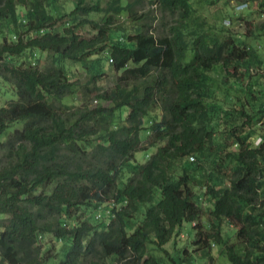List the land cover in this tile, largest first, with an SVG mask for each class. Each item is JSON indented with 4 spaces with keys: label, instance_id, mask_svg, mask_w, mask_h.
<instances>
[{
    "label": "trees",
    "instance_id": "16d2710c",
    "mask_svg": "<svg viewBox=\"0 0 264 264\" xmlns=\"http://www.w3.org/2000/svg\"><path fill=\"white\" fill-rule=\"evenodd\" d=\"M218 1L0 0V264H160L202 195L203 258L264 264V0Z\"/></svg>",
    "mask_w": 264,
    "mask_h": 264
},
{
    "label": "clouds",
    "instance_id": "9594fccd",
    "mask_svg": "<svg viewBox=\"0 0 264 264\" xmlns=\"http://www.w3.org/2000/svg\"><path fill=\"white\" fill-rule=\"evenodd\" d=\"M144 1H147L148 7H150L151 5H155L157 7V10H159V7L157 6V4H155V3L150 4L149 0H144ZM233 5H234L233 10H235L237 12H241L244 9L250 8V1H239V2L237 1ZM251 8H253V9L256 8V2L252 3ZM151 10L154 11V9H151ZM260 17L263 18L264 15L261 14ZM156 20H157V18H156ZM225 23L229 24L230 23L229 19L228 20L226 19ZM240 25H242V24H240ZM42 53H44V52H42ZM110 62H111V59H110ZM248 142L252 143L253 146H259L260 142H261V138L260 137H252L249 139ZM145 146L148 147L147 143L145 144ZM150 149H154V151H156L155 148H149V150ZM139 152H142V154H143V151H139ZM139 152H137V153H139ZM137 153H136V156H137ZM154 153H150V155H153ZM138 158H140V157H138ZM190 160L193 161L194 157L191 156ZM199 205H200L199 208H201V210H202V222L198 227H195L194 223H189L187 221H184L182 223L181 228L179 229L180 232L178 233V231H176L172 235L170 240L164 242L163 244H161V246H158L159 241L153 234L147 235L146 237L148 238V240H146V241L144 240V238H142V247L140 249V251L142 253V255H141L142 261L149 258L150 255H153L155 258L163 259V262L160 264H170L169 262H171L173 264H192L194 257H192L191 254L194 255V253L199 254L198 258H203L202 247L205 246L207 248L209 246V244L206 246L207 243L203 237V232H206L209 234L211 233L208 231L207 225L208 224L213 225V217L210 215L209 209H211L212 205L208 201L207 195L200 196ZM102 211L104 214L108 213V210H102ZM98 216H100V218H102V212L100 214H98ZM185 225H188L191 227V231H192L191 238H192V240H188V238L190 236L186 235L183 232V226H185ZM201 225H204V227H201ZM229 225L233 226V228L236 230V227H237L236 224L234 225L233 223H230L227 219H224L223 228H225V230H226ZM231 226L228 229L230 232H231V228H232ZM126 237H129V235H127ZM206 240H207V238H206ZM210 240H211V242H210V247L208 248V252H209V255H210L211 260H212L213 256L210 253L212 246L213 247L217 246L219 248V250H220L219 254L223 255V253L221 252L220 245H218L217 243L215 244V242H212L214 240L213 238L209 239V241ZM140 251L139 252H132L129 248L128 255H138L140 253ZM224 256L226 257V255H224ZM203 259L209 261V263L211 261L208 258H203ZM197 264H199V263L197 262ZM228 264H229V262H228Z\"/></svg>",
    "mask_w": 264,
    "mask_h": 264
},
{
    "label": "rangeland",
    "instance_id": "374dc122",
    "mask_svg": "<svg viewBox=\"0 0 264 264\" xmlns=\"http://www.w3.org/2000/svg\"><path fill=\"white\" fill-rule=\"evenodd\" d=\"M237 1H240V0H219L215 5L216 6H212V5H208V4H205V3H198V5L196 6V16L198 15V16H200V17H207L208 19V21L210 22V23H214V19H213V15H214V11H216L217 12V16H219V18H220V20L218 21V22H222L223 23V18H224V16H223V14L225 13H227V12H232L233 11V7H234V3H236ZM140 5H136V7H139ZM144 7L145 8H142V9H140V11L139 12H141V10L142 11H144L145 9V11H148V10H151V9H154V16H156V18H157V20H155L154 21V26H158L159 25V23H160V20H161V18H162V15H161V13H160V11L159 10H157V7L155 6V5H151L150 7H148V3H147V1H144ZM140 8V7H139ZM251 13V12H250ZM170 18L169 17H166L165 18V20L166 21H168ZM225 19V18H224ZM263 19H264V17L263 18H261V17H257L256 19H254L252 22H251V24H249V25H247V26H245V24L246 23H244V24H242V25H237V26H234L233 28H232V31L234 32V33H244V32H248L246 29L247 28H249V30L251 31V30H254L255 28H256V26H260L262 23V21H263ZM228 20V19H227ZM241 24V23H240ZM262 32H260V34H261ZM263 77H259V79L261 80ZM262 81V80H261ZM2 84L0 83V86H1ZM3 87V86H2ZM8 98L10 99V97L8 96ZM4 99H5V97L3 96L2 97V95L0 94V104H3L4 103ZM146 143L144 142L143 144H142V147L145 145ZM154 152V149H150V153H153ZM143 154H142V152H139V153H137V156L138 157H143L142 156ZM137 157V158H138ZM138 159H140V160H142V158H138ZM231 225H229L228 226V228H227V230L229 229V227H230ZM232 228H231V233L229 234L230 236H231V238L233 239V236H234V232H235V229L233 228V226H231ZM1 230V229H0ZM226 231V230H225ZM183 232L186 234V235H189L190 237L188 238V240H192V238H191V233H192V231H191V227L190 226H188V225H185V226H183ZM49 239V238H48ZM48 239H45V241H47V242H50V243H52L50 240H48ZM183 244V243H182ZM187 246V245H186ZM190 251V250H189ZM219 252H220V250H219V248L217 247V246H212L211 247V250H210V253L212 254V256H213V259L210 261V263H209V261H207V260H204V259H202V258H198V253H194V255L193 254H191L192 255V257H194V259H193V262H192V264H197V262L199 261L200 262V264H228V260H227V258L224 256V255H222V254H219ZM170 264H173V263H171V262H169Z\"/></svg>",
    "mask_w": 264,
    "mask_h": 264
}]
</instances>
